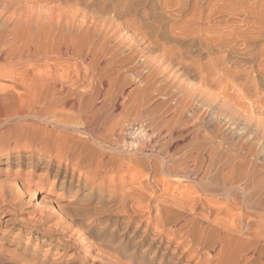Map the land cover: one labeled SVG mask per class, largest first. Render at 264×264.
<instances>
[{
  "label": "bare ground",
  "instance_id": "bare-ground-1",
  "mask_svg": "<svg viewBox=\"0 0 264 264\" xmlns=\"http://www.w3.org/2000/svg\"><path fill=\"white\" fill-rule=\"evenodd\" d=\"M246 2L0 0L1 257L14 264H73L78 254L80 264H264V113L251 94L264 96V0ZM222 11L242 13L243 24L204 26ZM116 26L135 35L136 53L159 52L150 73L162 74L166 89L158 92L173 102L172 118L162 119L172 142L130 182L120 176V156L113 160L91 138L114 82L93 74L92 55ZM215 50L222 53L218 84L229 87L209 93L212 80L186 60ZM183 95L206 100L217 122L196 127L188 143L186 125L172 124L183 115ZM142 99L148 112L150 98ZM7 239L30 255L8 252Z\"/></svg>",
  "mask_w": 264,
  "mask_h": 264
},
{
  "label": "rangeland",
  "instance_id": "rangeland-1",
  "mask_svg": "<svg viewBox=\"0 0 264 264\" xmlns=\"http://www.w3.org/2000/svg\"><path fill=\"white\" fill-rule=\"evenodd\" d=\"M240 1L246 2V0H234V2L236 3ZM258 1L260 0H248L247 2H249V4L251 2V4L254 5ZM53 4L54 3H50L48 4V6ZM238 15L234 16V19V17H231L224 12L218 13L212 16L213 21H204L203 24L204 26L208 27L209 25H212L211 23H216V21L218 24H222L225 20H231L233 18L237 25L240 26L243 24L242 22L245 17L242 13ZM78 19L80 20L79 17ZM119 28L117 26L114 29L110 28V35L108 37V40L110 41H107L106 44L104 43L95 48L92 55V67L93 65L94 67L96 66L95 68L93 67L94 70L92 68V70L94 71L93 74L95 75L97 73V75L95 76H101L100 73H102V75H107L108 77H110V80L113 79L114 82L112 81L113 84L111 85L113 89L111 87L109 88L111 89V92L109 95L110 99L108 101V104H106L107 107L105 106L104 109H102L103 111H100L99 114L96 113L95 115H98L97 117L93 116L94 118L92 119L93 122L91 126V138L92 140H94L92 143H95V148H98V141L101 140L104 146L109 149L107 153L109 152L108 154L112 155L113 160L114 157L116 158L117 156H120L119 158H121L122 160H120L121 163H127L126 165L123 163L124 172L122 171L120 173V176L126 182H130L131 180H136L137 177L139 178V175H141L140 173L144 172L142 170L146 171V167H144V165H146L148 162L149 165L153 164L155 161L159 162V158H161L165 150L168 148L167 145L172 142L171 137H169L162 129V124H164L162 122V119L165 120L167 118H172L171 107H173V102L172 97H163L159 93L163 89H166V83L164 84L162 82V74H157L158 76H152L150 73L155 65L159 63V52H148L147 50L142 48L143 51L136 53L135 51H133V47L136 43L135 35L130 31L127 32ZM141 45L142 47L143 45L145 46L144 40H141ZM262 47L264 49V43ZM218 54L221 55L222 53L218 50H215L211 54H201V59H199L198 62L195 61L196 58L192 60H186V63H188V65L193 67L195 70L197 69L202 71L201 75L206 76L207 80H212L209 88V93H215L218 90H221L223 87H225L224 90H228L229 87L228 85L218 84L217 77L220 76V73L218 72V66L216 62L221 59ZM197 64L199 66H197ZM258 66L260 67L259 70L264 71V58H259ZM246 69V67H238L237 73H247L248 69ZM149 75H151V78H153L151 79L150 77H148ZM250 75H252V73H250ZM198 80V77H190L188 79L189 82H198ZM243 83L247 85L244 86V91L242 90L245 98L241 101L246 103L248 94H252L253 98H255L256 96H260L261 101H258L254 105V109L262 111L264 113V109L262 108V105L264 106V96H262L261 93L259 95V91L255 92L256 90H253L252 93L250 91L251 94L249 93V80H245ZM159 88L162 89L160 90ZM228 92L230 93L231 90H229ZM147 96L151 101L149 104L148 112L143 111L141 107H139V102L143 100L142 98H147ZM205 96H209V94L207 93ZM183 97L186 103L182 112L183 115L180 117L181 119L174 120L172 124L177 126L186 125L185 127L187 130L185 131V134H188H186L187 136L185 139L187 141L184 140V142L188 143L190 136L194 134V130L196 129V127L198 128V126H201L202 129L211 128L214 127L217 122L215 121L216 119L211 115L215 113L213 107L206 100H202L200 102L198 99L189 97L185 98L184 95ZM98 103L100 104L99 100L96 104ZM115 103L118 104L115 105ZM99 115H101V118ZM161 115L163 116L162 118ZM164 117L166 118L164 119ZM209 124H211V126H209ZM206 125H208L209 127H207ZM188 137L189 139H187ZM173 139L177 138L175 137ZM257 141L259 142L258 139ZM257 141L255 140V144L257 145L255 146L254 144V147L260 149ZM137 166L139 167L138 170ZM128 168L131 170H129ZM140 168H142L141 171ZM135 169L137 170V172ZM4 246L5 249L8 250V252L11 251L16 255L22 256L25 253L30 255V251H25L22 243H17L16 239H7ZM136 251L139 253V249H137ZM2 256L3 257L0 256V264H14V260H11L12 258L10 259V256L8 254ZM125 259L130 263V258L126 256ZM77 260L78 261H74L73 264H80L81 259L79 254L77 255ZM156 260L157 259L153 260V263L152 260L149 263L146 260L145 262L147 263L138 262V264H157ZM132 261L135 262V259ZM48 264L51 263L48 262Z\"/></svg>",
  "mask_w": 264,
  "mask_h": 264
}]
</instances>
